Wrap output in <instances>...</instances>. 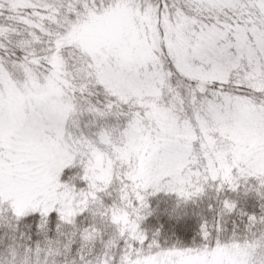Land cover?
I'll return each mask as SVG.
<instances>
[{"label":"snow or ice","instance_id":"6c2138e0","mask_svg":"<svg viewBox=\"0 0 264 264\" xmlns=\"http://www.w3.org/2000/svg\"><path fill=\"white\" fill-rule=\"evenodd\" d=\"M0 264H264V0H0Z\"/></svg>","mask_w":264,"mask_h":264},{"label":"trees","instance_id":"16d2710c","mask_svg":"<svg viewBox=\"0 0 264 264\" xmlns=\"http://www.w3.org/2000/svg\"><path fill=\"white\" fill-rule=\"evenodd\" d=\"M149 199L154 211L144 220L143 227L150 232L160 228L162 241L168 237L170 241L179 239L185 244H191L194 237L199 239L197 232L200 217L195 214L199 211L195 205H187L186 210H180L178 215L172 213L175 205L174 195L158 193Z\"/></svg>","mask_w":264,"mask_h":264}]
</instances>
